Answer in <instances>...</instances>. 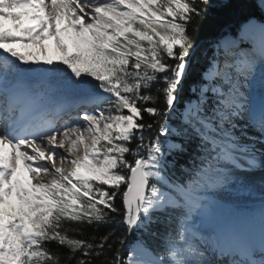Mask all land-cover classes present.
I'll use <instances>...</instances> for the list:
<instances>
[{
	"label": "snow or ice",
	"instance_id": "snow-or-ice-1",
	"mask_svg": "<svg viewBox=\"0 0 264 264\" xmlns=\"http://www.w3.org/2000/svg\"><path fill=\"white\" fill-rule=\"evenodd\" d=\"M0 264H264V0H0Z\"/></svg>",
	"mask_w": 264,
	"mask_h": 264
},
{
	"label": "trees",
	"instance_id": "trees-1",
	"mask_svg": "<svg viewBox=\"0 0 264 264\" xmlns=\"http://www.w3.org/2000/svg\"><path fill=\"white\" fill-rule=\"evenodd\" d=\"M217 2V0H213V3ZM221 10L209 9L210 15L207 17L198 18V23L195 24L194 31L190 29V34L193 36L194 40L201 45V47H205L215 36H217L223 28L219 25L213 27L211 24L212 14L214 12H218ZM233 25L237 23L236 20L231 21ZM187 88V84L185 85Z\"/></svg>",
	"mask_w": 264,
	"mask_h": 264
},
{
	"label": "rangeland",
	"instance_id": "rangeland-1",
	"mask_svg": "<svg viewBox=\"0 0 264 264\" xmlns=\"http://www.w3.org/2000/svg\"><path fill=\"white\" fill-rule=\"evenodd\" d=\"M223 30H224V29H223ZM223 30H221L220 33H219L217 36H215V37L213 38V40H211V42H209V43L205 46V47H207L208 50H209V55H211V45L213 44L214 41H217L219 37L221 38V32H222ZM45 66H47V65H45Z\"/></svg>",
	"mask_w": 264,
	"mask_h": 264
},
{
	"label": "bare ground",
	"instance_id": "bare-ground-1",
	"mask_svg": "<svg viewBox=\"0 0 264 264\" xmlns=\"http://www.w3.org/2000/svg\"><path fill=\"white\" fill-rule=\"evenodd\" d=\"M220 39V37L218 38V40ZM45 67H48V66H45Z\"/></svg>",
	"mask_w": 264,
	"mask_h": 264
}]
</instances>
